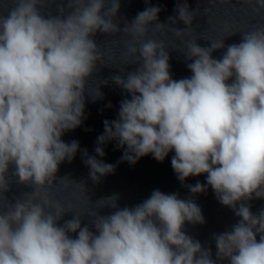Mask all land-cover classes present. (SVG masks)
I'll return each instance as SVG.
<instances>
[{
	"label": "clouds",
	"instance_id": "obj_1",
	"mask_svg": "<svg viewBox=\"0 0 264 264\" xmlns=\"http://www.w3.org/2000/svg\"><path fill=\"white\" fill-rule=\"evenodd\" d=\"M43 3L16 0L0 15V193L10 191V166L19 184L34 189L0 212V264H264V209L253 214L249 203L264 199V25L241 34L220 59L212 52L225 48L223 41L210 47L189 41L185 57L192 75L174 80L163 43L142 42L150 25L167 24L158 21L160 7H147L120 29L113 22L119 0H111L107 11L106 0H68L72 11L55 16L42 13ZM254 4L264 10V0ZM175 11L168 20L186 27L170 28L183 39L197 9L190 11L185 0ZM122 31L135 42L127 53H138L140 63L126 76L109 77L131 99L121 101L117 119L103 121L94 150L104 157L103 145L115 140L118 148L127 146L121 161L132 165L149 154L163 162L174 152L171 165L182 185L206 173V184L188 185L190 192L210 186L240 218L231 230L213 234L215 259L183 230L186 222L205 223L201 208L177 193L156 189L142 203L123 208L115 195L102 198L115 211L92 214L95 233L81 227L76 215L58 225L68 211L46 192L40 195L57 179L60 164L70 163L79 150L78 141L65 143L62 136L85 119L86 82L102 56L92 37ZM90 97L102 99L103 93L98 88ZM83 157L94 183L115 171L86 149Z\"/></svg>",
	"mask_w": 264,
	"mask_h": 264
}]
</instances>
